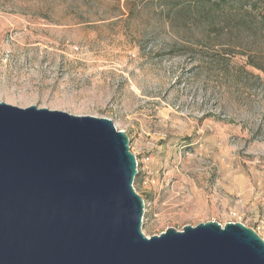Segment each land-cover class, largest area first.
Segmentation results:
<instances>
[{"label":"rangeland","instance_id":"1","mask_svg":"<svg viewBox=\"0 0 264 264\" xmlns=\"http://www.w3.org/2000/svg\"><path fill=\"white\" fill-rule=\"evenodd\" d=\"M188 5L0 0V102L111 119L147 237L216 221L263 238L264 21Z\"/></svg>","mask_w":264,"mask_h":264},{"label":"water","instance_id":"2","mask_svg":"<svg viewBox=\"0 0 264 264\" xmlns=\"http://www.w3.org/2000/svg\"><path fill=\"white\" fill-rule=\"evenodd\" d=\"M136 167L109 118L0 102V264H264L240 222L147 237Z\"/></svg>","mask_w":264,"mask_h":264},{"label":"trees","instance_id":"3","mask_svg":"<svg viewBox=\"0 0 264 264\" xmlns=\"http://www.w3.org/2000/svg\"><path fill=\"white\" fill-rule=\"evenodd\" d=\"M163 6L175 5L176 9L171 8L173 18L180 10L179 6L184 3H189L187 6L191 14L202 15L208 17L210 22L212 19L219 16H224V19H232L238 17L239 21H243L248 13L253 9L256 10V15L260 22L264 21V7H256L255 3H248V0H159ZM248 4V7L246 6ZM188 10V9H187Z\"/></svg>","mask_w":264,"mask_h":264},{"label":"built area","instance_id":"4","mask_svg":"<svg viewBox=\"0 0 264 264\" xmlns=\"http://www.w3.org/2000/svg\"><path fill=\"white\" fill-rule=\"evenodd\" d=\"M144 218V217H143ZM263 239H264V237H263Z\"/></svg>","mask_w":264,"mask_h":264}]
</instances>
